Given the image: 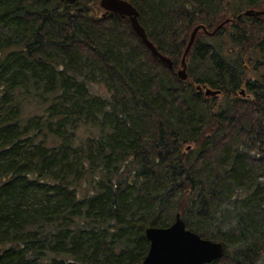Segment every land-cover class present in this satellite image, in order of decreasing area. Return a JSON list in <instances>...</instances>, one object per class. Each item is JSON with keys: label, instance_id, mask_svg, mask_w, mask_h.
I'll list each match as a JSON object with an SVG mask.
<instances>
[{"label": "trees", "instance_id": "obj_1", "mask_svg": "<svg viewBox=\"0 0 264 264\" xmlns=\"http://www.w3.org/2000/svg\"><path fill=\"white\" fill-rule=\"evenodd\" d=\"M127 1L171 68L96 0H0L1 263L141 264L179 214L264 264V0Z\"/></svg>", "mask_w": 264, "mask_h": 264}, {"label": "water", "instance_id": "obj_2", "mask_svg": "<svg viewBox=\"0 0 264 264\" xmlns=\"http://www.w3.org/2000/svg\"><path fill=\"white\" fill-rule=\"evenodd\" d=\"M67 1L72 2L75 0ZM100 6L106 11L126 16L136 36L150 53L164 62L169 68L172 67V60L168 56L163 55L149 40L144 27L139 23V12L131 3L126 0H100ZM243 14L246 16L260 15L264 14V10L247 9ZM228 21L229 19H225L212 31H208L201 24L196 25L192 29L182 53L180 67L176 72L181 79L187 78L186 56L194 42L197 31L202 29L205 33L213 35L218 28ZM218 92V90L207 88L204 93L205 95H214ZM145 235L149 240V249L141 264H205L221 258L225 253L223 243L202 238L187 229L178 214L171 225L167 227H148L145 229Z\"/></svg>", "mask_w": 264, "mask_h": 264}, {"label": "rangeland", "instance_id": "obj_3", "mask_svg": "<svg viewBox=\"0 0 264 264\" xmlns=\"http://www.w3.org/2000/svg\"><path fill=\"white\" fill-rule=\"evenodd\" d=\"M97 1H98V0H97ZM256 8H258V9H263L264 6L261 5V6H258V7H256ZM202 34H203V32H202ZM207 36H208V35H207ZM203 38H204V37H203ZM216 38H218V40H221L220 37H216ZM218 95H220V94H218ZM238 95H239V94H238ZM213 96H215V95H213ZM213 96H206V97H213ZM239 96H241V97H247L246 94H244V95H239Z\"/></svg>", "mask_w": 264, "mask_h": 264}, {"label": "bare ground", "instance_id": "obj_4", "mask_svg": "<svg viewBox=\"0 0 264 264\" xmlns=\"http://www.w3.org/2000/svg\"><path fill=\"white\" fill-rule=\"evenodd\" d=\"M220 92V91H219Z\"/></svg>", "mask_w": 264, "mask_h": 264}]
</instances>
